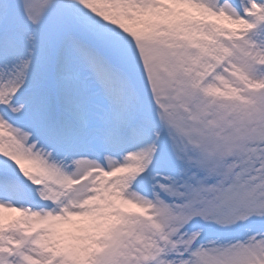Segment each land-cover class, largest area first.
I'll return each instance as SVG.
<instances>
[{
    "label": "snow or ice",
    "instance_id": "1",
    "mask_svg": "<svg viewBox=\"0 0 264 264\" xmlns=\"http://www.w3.org/2000/svg\"><path fill=\"white\" fill-rule=\"evenodd\" d=\"M0 264H264V0H0Z\"/></svg>",
    "mask_w": 264,
    "mask_h": 264
}]
</instances>
